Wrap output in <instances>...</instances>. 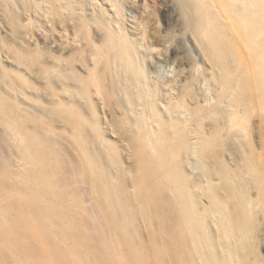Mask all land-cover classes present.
<instances>
[{"label": "bare ground", "instance_id": "6f19581e", "mask_svg": "<svg viewBox=\"0 0 264 264\" xmlns=\"http://www.w3.org/2000/svg\"><path fill=\"white\" fill-rule=\"evenodd\" d=\"M90 1L0 0L10 33L0 39L9 60L0 84L43 90L51 106L35 116L0 90V126L15 153L0 148V264H126L124 251L133 264H256L264 0H175L178 17L165 10L163 29L186 33L201 68L194 59L166 81L151 75L149 31L128 26L116 0ZM176 51L155 59L168 64ZM48 133L81 158L90 213L74 181L55 178Z\"/></svg>", "mask_w": 264, "mask_h": 264}, {"label": "rangeland", "instance_id": "374dc122", "mask_svg": "<svg viewBox=\"0 0 264 264\" xmlns=\"http://www.w3.org/2000/svg\"><path fill=\"white\" fill-rule=\"evenodd\" d=\"M116 1H117L116 5L118 6V9L122 10L123 14L127 16L126 17L127 25L134 26L135 24L136 25L140 24L144 26L145 29L149 31V37L154 40L155 49L147 54V57L152 61L153 64L152 68L150 69L152 76H154L158 80L160 79L159 81L162 80L166 81L167 79L172 80V77L177 72H179L181 68L183 67L187 68L188 64H190L194 59L197 62V66L200 65L199 67L201 68V62L199 61L200 59L197 54V50L187 40L186 33L183 30H181L179 27L178 28L172 27L169 28V30L163 29V20L161 14L165 10L169 11V14L172 19L173 18L176 19L178 17L177 15L178 9L175 0H116ZM100 2L105 3V1L103 0H98L97 3ZM103 5L104 7H107L110 10L109 6L105 4ZM90 9L91 7L88 9V11ZM90 12L91 11H89V13ZM1 15L2 14L0 12V18ZM4 36L6 38H10V33H8V30L6 28L2 27L0 21V39L1 37ZM169 47H174L177 49V51L171 55V60L168 64H165L159 59H155L158 57L159 53L163 51H167ZM159 58L161 59V57ZM186 58L188 59L186 60ZM0 62L2 63L3 66H7L9 60L5 58L4 54H0ZM203 87H204L203 85L200 86L201 91H203L204 89ZM0 90L11 96L12 99L16 100L20 104V107H23L25 109L27 108L26 110H28L30 113L34 115L36 114L40 116L42 115L43 111H48L51 109L50 108L51 106L49 105L50 97L48 96L47 92L43 90L39 92L35 90H27L26 94L28 96L25 94L27 97L25 95L19 94L18 92H13L11 90L9 91L1 84H0ZM28 97L29 98L39 97L41 100L39 102H34L33 100L29 101ZM48 135H49L48 138L52 143V149L58 155L59 158V172L55 178H63L71 183H73L74 181L73 190H74V194H76V196L80 200L81 203L80 208L85 207L87 210H89L88 212L90 213L91 204L93 203L94 200L91 198V196L88 193V186L81 181L80 169L79 166H77L80 163L81 158H79L77 154L74 151H72L67 137H65L64 135L60 136L58 135V133L55 134L48 133ZM4 136H5V130L2 126H0L1 151L6 157L12 158L13 156H15V153L13 152V150H11V148L8 147L7 140L5 139ZM122 159L125 164L124 167L127 166L129 168H131L136 161L135 158L130 157V154L128 152L122 153ZM187 170L192 175H194L197 172L196 169H192L191 167H188ZM127 180L129 181V177ZM128 184L130 183L128 182ZM250 195L252 197H255V191L251 190ZM66 199H67L66 201H68V197H66ZM256 213L258 214H257V221L255 222V230H254L255 253L251 254L249 256V259L251 261H254L255 256H257L260 263L257 261L256 264H264V215H263L264 196L263 198L260 199V203H258V206L256 208ZM86 237H87L86 243L90 247H93L97 244V238H98L97 232L89 230ZM142 237L145 240L148 239L145 230H143ZM43 240L44 239L42 238V236L39 237L38 243L42 245ZM124 255L127 258L126 264H133L132 256L126 251H124ZM147 260H148L147 264H163V263H155L151 259L149 261V258H147ZM164 260H165V256H164ZM60 264H64V261L61 262Z\"/></svg>", "mask_w": 264, "mask_h": 264}]
</instances>
